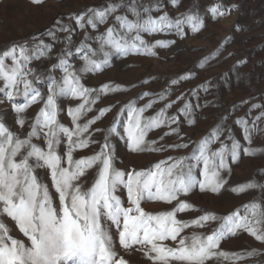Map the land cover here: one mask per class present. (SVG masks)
Segmentation results:
<instances>
[{
  "label": "snow or ice",
  "instance_id": "snow-or-ice-1",
  "mask_svg": "<svg viewBox=\"0 0 264 264\" xmlns=\"http://www.w3.org/2000/svg\"><path fill=\"white\" fill-rule=\"evenodd\" d=\"M32 2L40 5L43 0ZM171 5L178 10L179 0H171ZM211 11L215 14L218 9ZM69 19L75 29L58 20L55 29L0 52V94L11 102L19 128L26 124L29 128L22 135L0 119V264H128L116 251L117 241L125 250L141 252L149 264H219L221 260L247 264L257 255L264 256L256 249L243 254L220 250L222 241L244 233L264 243V199L245 204L243 212L238 209L217 215L205 211L190 221L178 218L180 213L199 212L182 196L197 187L219 193L228 184L230 161H237L241 151L254 154L228 127L227 116L204 138L185 142L181 117L188 126L194 125L199 105L185 101L183 94L170 97L173 86L192 77L172 79L163 94L142 106L138 101L152 92L144 91L119 107H97L102 97L128 89L113 83L93 89L83 83L85 74L109 68L113 57L156 56L155 49L176 43L174 39L153 42L146 37L174 34L184 39L185 28L199 32L203 20L196 14L171 16L160 0L154 4L152 0H120ZM77 31L82 36L78 45L73 40ZM220 55L217 52L211 59ZM73 57L79 65L72 62ZM42 59L55 62L41 71L33 65ZM200 67H204L203 62ZM209 84L200 88L208 92ZM41 86L47 91H41ZM17 97H23L24 102L17 103ZM61 99L75 104L61 107ZM165 101L155 110L154 106ZM34 105H39V110L29 123L26 113ZM174 105L181 106L169 114ZM251 108L264 109V105L254 103ZM62 114L69 118L67 124L60 119ZM109 115L110 126L99 127L98 122ZM261 120L264 110L251 124L244 118L234 121L248 144L256 122ZM154 129H166L160 141L175 137L178 142L148 139ZM97 134H103L102 143L95 138ZM113 137L124 141L133 153L191 151L169 156L149 169L124 170L116 167ZM92 145H99V151L74 158L78 150ZM41 170L48 182L40 179ZM258 188L264 189V185L247 182L232 191L243 194ZM145 201L172 207L152 213L142 206ZM7 220L13 222L12 228ZM191 228L209 229L210 234H189L186 230ZM13 230L27 243L15 238Z\"/></svg>",
  "mask_w": 264,
  "mask_h": 264
},
{
  "label": "rangeland",
  "instance_id": "rangeland-1",
  "mask_svg": "<svg viewBox=\"0 0 264 264\" xmlns=\"http://www.w3.org/2000/svg\"><path fill=\"white\" fill-rule=\"evenodd\" d=\"M113 2L119 3L120 0H43L40 5L34 4L32 0H0V52L14 44L30 41L34 35L55 29L58 20L62 23H70L75 29L76 25L69 17L85 13L90 8L105 7ZM125 2L127 3V0ZM148 2L149 0H144V3ZM152 3L154 4L155 0H152ZM160 3L167 6L171 16H178L180 13L198 15L203 20L204 26L195 33L190 27H186L187 35L184 39L174 34L146 37L153 42L158 39H174L176 43L170 47L155 49L156 56L113 57L109 68L103 73L85 74L83 83L93 89H99L105 83L119 84L122 88L128 89L126 92L110 93L102 97L97 107H110L113 104L119 107L136 99L144 91L152 92V96L138 101V106H142L149 99L158 98L159 94H163L172 79H179L182 76L192 77L173 86L171 89L173 95L170 97L175 99L176 95L183 94L185 101L190 100L194 105H199L196 108L194 125L188 126L181 117V132L185 136V142L204 138L218 123L223 124L222 117L227 116L228 127L233 129L236 138L241 139V143L252 149L254 154L246 155L241 151L237 161H230L231 172L226 177L228 184L219 193L200 191L197 187L187 196H182L181 199L187 200L195 209H199V212L180 213L178 218L190 221L205 211L217 215L230 214L238 209L243 212L245 204L264 199V189L258 188L243 194L232 191L233 187L247 182L264 185V120L256 122V127L251 133V144L242 139L240 127L234 123L235 120L244 118L251 124V121L264 110L251 108L254 103L264 105V0H179L178 10L171 5V0H160ZM234 4L238 5L235 9L232 8ZM213 8H217L218 12L214 14L211 11ZM220 12L224 14L220 15ZM81 39L82 36L77 31L73 35V40L78 45ZM217 52L222 55L212 60L211 55ZM205 57H209V60L205 61ZM54 62L55 60L42 59L34 62L33 66L44 71ZM72 62L76 65L80 64L75 57L72 58ZM202 62L203 68L200 67ZM145 80L150 81V84L143 85L142 82ZM202 84H209L208 92L200 88ZM133 85L137 86L132 87ZM41 91L46 92V87L41 86ZM16 102L23 103V97H17ZM164 103L166 101L154 106L155 110H159ZM74 104L75 101L69 99L60 101L61 107L74 106ZM181 105H174L168 110L169 114H175L177 107ZM38 110L39 105L27 110L29 123ZM150 113L154 114V111L150 110ZM0 119H3L13 132H20L23 135L29 130L27 124L23 129L19 128L16 123L17 114L11 102L3 94H0ZM60 119L65 124L69 122L66 114H62ZM111 121L112 116L109 115L102 122H98V126L107 129ZM165 130L154 129L148 139L156 140L158 143L178 142L175 137L160 141L159 137ZM102 137L103 134H97L95 138L102 143ZM112 143L117 157L116 167L124 170L149 169L169 156L178 157L191 151L189 148L183 151L133 153L125 142L118 138L113 137ZM98 151L99 145H92L89 149L78 150L74 158L93 155ZM39 177L48 182V176L43 170L39 172ZM91 181L92 176H89V183ZM121 196L126 199L124 192H121ZM142 206L152 213L170 210L172 207L159 201H145ZM5 222L12 228L13 222L10 220ZM186 231L189 234L193 232L210 234L209 229L191 228ZM11 234L27 243L26 238L18 230H13ZM253 249L264 252V243L244 233L222 241L220 250L243 254ZM116 251L128 261V264H149L141 252L125 250L118 241ZM219 264H233V262L221 260ZM247 264H264V256L257 255Z\"/></svg>",
  "mask_w": 264,
  "mask_h": 264
}]
</instances>
